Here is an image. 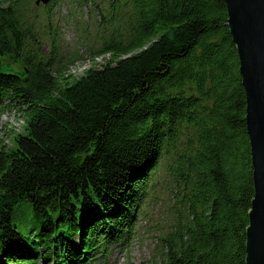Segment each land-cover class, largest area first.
Segmentation results:
<instances>
[{"label": "trees", "instance_id": "obj_1", "mask_svg": "<svg viewBox=\"0 0 264 264\" xmlns=\"http://www.w3.org/2000/svg\"><path fill=\"white\" fill-rule=\"evenodd\" d=\"M16 1L0 0V108L22 112L25 132L0 141V264L107 253L162 163L181 203L164 263L246 264L253 165L225 0L97 5L96 54L111 58L77 78L40 52Z\"/></svg>", "mask_w": 264, "mask_h": 264}, {"label": "rangeland", "instance_id": "obj_2", "mask_svg": "<svg viewBox=\"0 0 264 264\" xmlns=\"http://www.w3.org/2000/svg\"><path fill=\"white\" fill-rule=\"evenodd\" d=\"M109 2L49 0L48 3H37V0H17L15 7L32 26L40 52L43 55L51 53L57 64L66 69V74L72 73L77 78L90 67H102L111 58L109 53L96 54L100 50L103 33L99 13L101 8L106 14L110 13ZM24 132L22 112L16 107L0 108V141L12 146L14 136ZM143 200L141 212L133 221V232L122 242L111 244L107 253L88 264H165L161 237L173 229L181 215L176 181L166 164H160L154 171ZM30 217L28 213L26 219ZM79 238L77 234L75 240L79 241Z\"/></svg>", "mask_w": 264, "mask_h": 264}, {"label": "water", "instance_id": "obj_3", "mask_svg": "<svg viewBox=\"0 0 264 264\" xmlns=\"http://www.w3.org/2000/svg\"><path fill=\"white\" fill-rule=\"evenodd\" d=\"M49 0H37V3ZM245 87L254 198L249 211L246 264H264V0H225Z\"/></svg>", "mask_w": 264, "mask_h": 264}]
</instances>
